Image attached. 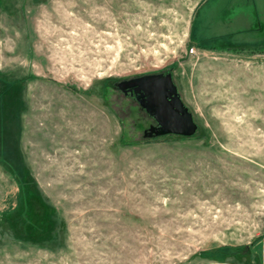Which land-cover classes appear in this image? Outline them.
Returning <instances> with one entry per match:
<instances>
[{"label": "rangeland", "instance_id": "374dc122", "mask_svg": "<svg viewBox=\"0 0 264 264\" xmlns=\"http://www.w3.org/2000/svg\"><path fill=\"white\" fill-rule=\"evenodd\" d=\"M202 2L0 0V264H264V0ZM157 71L193 137L114 88Z\"/></svg>", "mask_w": 264, "mask_h": 264}, {"label": "water", "instance_id": "95a60500", "mask_svg": "<svg viewBox=\"0 0 264 264\" xmlns=\"http://www.w3.org/2000/svg\"><path fill=\"white\" fill-rule=\"evenodd\" d=\"M114 88L125 93L133 90L140 107L157 123L156 127L145 129L144 138L165 134L188 137L197 130V124L182 102L170 73L144 74L127 81H116Z\"/></svg>", "mask_w": 264, "mask_h": 264}, {"label": "flooded vegetation", "instance_id": "af4514ba", "mask_svg": "<svg viewBox=\"0 0 264 264\" xmlns=\"http://www.w3.org/2000/svg\"><path fill=\"white\" fill-rule=\"evenodd\" d=\"M157 73H162V74H166L168 72H161V71H157V72H152V73H143V74H140V75H135V76H131L129 78H122V79H118V80H115L116 81H127L131 78H136V77H140V76H143L144 74H157ZM115 84V83H114ZM127 91V90H126ZM121 94L125 97H128V98H132L135 102H137V104L139 105L138 101L136 100V93L133 91V90H129L127 91L126 93L125 92H122L120 91ZM140 106V105H139ZM148 114V113H147ZM148 116L151 118V123L149 124V126L146 128V129H149L150 127H156L157 126V123L155 122L154 118L152 116H150L148 114ZM145 131V130H144ZM165 135H170V134H165ZM172 135V134H171ZM160 136H164V135H160ZM159 136V137H160ZM155 138V137H153Z\"/></svg>", "mask_w": 264, "mask_h": 264}, {"label": "trees", "instance_id": "16d2710c", "mask_svg": "<svg viewBox=\"0 0 264 264\" xmlns=\"http://www.w3.org/2000/svg\"><path fill=\"white\" fill-rule=\"evenodd\" d=\"M205 1L206 0H203V2L202 3H200V5L197 7V9H196V11H195V14H194V17L197 15V12H198V10L200 9L199 7L201 6V5H203L204 3H205ZM193 17V18H194ZM192 44H195V43H192ZM196 45V44H195ZM199 46H205V45H202V44H198ZM197 45V46H198ZM209 47H213V45L212 46H209ZM215 47V46H214ZM196 132H197V130L195 131V133L194 134H192V135H190V136H188V137H185V136H180V135H176V134H174V135H164V136H178V137H181V138H185V139H188L189 137H193L195 134H196ZM155 138H158V137H155ZM4 144H3V142H2V145L0 146V153H2L3 151H4V146H3ZM223 249L224 250H226V252H229V250L232 252V248H224L223 247ZM228 250V251H227Z\"/></svg>", "mask_w": 264, "mask_h": 264}, {"label": "crops", "instance_id": "0c3cea01", "mask_svg": "<svg viewBox=\"0 0 264 264\" xmlns=\"http://www.w3.org/2000/svg\"><path fill=\"white\" fill-rule=\"evenodd\" d=\"M205 2H207V0H206ZM201 6H202V5H201ZM201 6H200V7H201ZM200 7H199V8H200ZM198 11H199V10H198ZM197 13H198V12H197ZM196 16H197V15H196ZM196 16H195V17H196Z\"/></svg>", "mask_w": 264, "mask_h": 264}]
</instances>
